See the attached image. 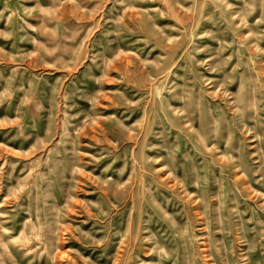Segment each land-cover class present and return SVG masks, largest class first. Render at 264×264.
<instances>
[{"label":"rangeland","instance_id":"obj_1","mask_svg":"<svg viewBox=\"0 0 264 264\" xmlns=\"http://www.w3.org/2000/svg\"><path fill=\"white\" fill-rule=\"evenodd\" d=\"M0 264H264V0H0Z\"/></svg>","mask_w":264,"mask_h":264}]
</instances>
